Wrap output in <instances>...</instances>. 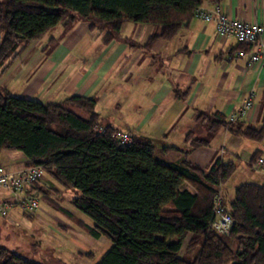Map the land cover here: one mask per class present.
Masks as SVG:
<instances>
[{
  "label": "trees",
  "instance_id": "obj_1",
  "mask_svg": "<svg viewBox=\"0 0 264 264\" xmlns=\"http://www.w3.org/2000/svg\"><path fill=\"white\" fill-rule=\"evenodd\" d=\"M202 1L0 0V73L29 43L60 22L83 19L91 28L105 31L104 42L117 38L125 22L148 24L157 29L144 44L150 47L174 37L195 17ZM94 107L92 97L73 94L48 103L15 96L0 86V152L21 151L26 166L42 167V177L63 191L75 190L70 201L92 225L75 219L46 191L43 197L93 238L103 236L111 242L96 264H264V183L235 188L228 207L233 219L230 233L219 234L211 227L213 200L235 164L216 160L202 167L188 161L189 150L181 151L177 160L157 162L152 138L129 132L130 141L120 143L114 137L120 129L101 125ZM198 119L206 120L207 133L191 141L193 149L207 145L222 127L250 139L264 138V128H242L238 120L218 113H200ZM189 233V246L203 239L192 260L179 255ZM230 242H236V250ZM0 264L39 263L1 246Z\"/></svg>",
  "mask_w": 264,
  "mask_h": 264
},
{
  "label": "crops",
  "instance_id": "obj_2",
  "mask_svg": "<svg viewBox=\"0 0 264 264\" xmlns=\"http://www.w3.org/2000/svg\"><path fill=\"white\" fill-rule=\"evenodd\" d=\"M216 4L232 18L264 25V0H203L201 6L213 10ZM156 31L148 24L125 22L117 38L104 42L105 31L91 28L83 19L60 22L29 43L0 73V86L15 96L19 92L20 97L48 103L73 94L92 97L101 125L152 138L163 145L160 150L167 149L168 162L189 150L188 161L202 167L216 160L234 163L235 171L227 180L233 189L247 182L264 183V167L256 163L257 158L264 159V138L250 139L222 127L207 145L191 147L192 140L207 133L206 120L198 119L200 113L233 117L242 128H264V67L247 64L250 46L217 36L214 21L196 17L171 39L145 47ZM240 50L246 54L238 56ZM29 53L33 57H27ZM250 94L253 105L239 116ZM25 160L19 150L0 152V164L10 170L26 167ZM184 185L193 190L188 182ZM45 191L49 196L51 191L64 192L49 177L17 195L0 187V201L11 205L7 216L0 215V247L8 248L9 238L23 234L32 239L37 236L39 243L45 244L50 240L40 235L44 227L60 233L49 225L45 211L37 209L27 215L20 207V198L38 200Z\"/></svg>",
  "mask_w": 264,
  "mask_h": 264
},
{
  "label": "rangeland",
  "instance_id": "obj_3",
  "mask_svg": "<svg viewBox=\"0 0 264 264\" xmlns=\"http://www.w3.org/2000/svg\"><path fill=\"white\" fill-rule=\"evenodd\" d=\"M60 28L61 26L59 24L56 31ZM38 46L36 48H38ZM32 53H29L27 57H33L31 56ZM17 85L19 88L21 87L19 81L16 83V86ZM17 96H21V93L18 92ZM157 143H155L156 150L154 153V159L157 162H168V152L165 153L160 150L163 145ZM43 180L44 176L41 178V181ZM234 190L235 189H233V186L230 185L229 182L221 187V197L227 208L233 200ZM74 194L75 190L72 189L64 190V192L60 194H55L52 191L50 192V196L61 206L71 211L76 218L92 225V220L71 204L70 199ZM38 202V209L40 211H45L43 216L46 218L49 225L55 227L60 233L55 234L46 231L45 227L42 226V224H39V226L44 227V231L40 232V235L47 237L46 239H49L50 241L46 240L44 241L45 244H40L37 236L35 239H32L30 236L23 234L20 238L15 237L8 239L7 242L10 251L20 254V256L28 261L39 264H96L110 248L111 242L107 238L103 236L99 239L93 238L71 217L63 213L59 208L48 203L42 196L38 198ZM192 237V233H189L179 251L180 256L191 260L198 254L203 240L202 238L198 239L196 244L192 247L188 245ZM230 247L233 251L236 250V242H230Z\"/></svg>",
  "mask_w": 264,
  "mask_h": 264
},
{
  "label": "built area",
  "instance_id": "obj_4",
  "mask_svg": "<svg viewBox=\"0 0 264 264\" xmlns=\"http://www.w3.org/2000/svg\"><path fill=\"white\" fill-rule=\"evenodd\" d=\"M194 16L203 21H214L217 36L223 38L231 37L239 43L249 45L247 64L250 66L254 63H259L264 67V38H262L264 36V25L232 18L226 15L218 4L214 6L213 10H207L199 6L195 9ZM245 54L241 50L237 52L238 56ZM252 96L253 94H250L245 99L237 113L239 116H243L252 107ZM233 119V117H230L229 120ZM99 131L103 132L104 129L100 127ZM114 137L120 143H127L131 139V134L127 131L117 130ZM256 163L258 166L264 167V159L258 158ZM42 174L43 168L40 166H26L20 170H10L0 164V187L17 195L34 185L42 177ZM19 203L21 209L29 214L34 213L39 208V202L34 197L20 198ZM10 207L11 205L8 202L0 201V215L3 217L7 216ZM213 213L212 229L222 235L229 234L233 219L220 195H217L213 200Z\"/></svg>",
  "mask_w": 264,
  "mask_h": 264
}]
</instances>
